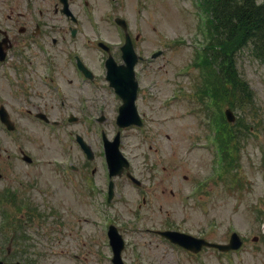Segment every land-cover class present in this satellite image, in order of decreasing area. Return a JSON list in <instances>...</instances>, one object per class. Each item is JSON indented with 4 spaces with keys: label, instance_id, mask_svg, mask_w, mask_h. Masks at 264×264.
Here are the masks:
<instances>
[{
    "label": "rangeland",
    "instance_id": "obj_1",
    "mask_svg": "<svg viewBox=\"0 0 264 264\" xmlns=\"http://www.w3.org/2000/svg\"><path fill=\"white\" fill-rule=\"evenodd\" d=\"M52 1L34 0L29 6L26 0H0V28L7 29L15 50L20 47L17 42L35 29V10ZM91 1L90 13L97 17L101 31L85 26L80 33L84 38L70 48L48 46L53 53L69 49L81 53L97 70L102 52L96 42L119 43L114 17L121 16L133 38L139 35L134 43L137 54L147 59L151 51L163 50L158 58H150V63L143 60L136 67L140 82L136 103L144 116L143 126L122 128L120 135V149L131 169L148 163L152 184L141 194L125 176L116 178L114 199L98 203L99 197L84 194L78 175L63 177L64 165L85 162L74 140L76 133L90 143L96 154L91 162L101 170L99 123L79 119L45 125L18 111L20 106L15 112L5 62L0 64V105H6L19 128L9 134L0 125V195L10 188L24 205L21 210L5 205L13 217L11 231L18 224V230L29 237L27 248L35 264H112L106 226L111 222L126 241L121 253L126 264H264V62L250 47L237 52V70L251 92L242 106L236 99L224 100L237 116L229 147L235 162L220 179L211 134L213 118L217 120L220 112L208 100L206 108L203 90L197 87L202 83L200 71L192 64L199 41L208 35L200 30L205 18L198 5L201 0ZM51 15H42L44 25L52 23ZM114 54L120 59V47H115ZM118 102L111 97L104 111L107 120L101 126L109 138L119 127L115 123ZM50 104L55 109L45 111L49 118L63 116L56 101ZM242 114L244 121L238 117ZM22 151L31 155L32 162L23 160ZM168 227L223 243L237 230L243 246L226 253L204 248L193 255L154 232ZM5 232L0 227V242ZM2 250L6 252L7 247L0 244V258L7 264Z\"/></svg>",
    "mask_w": 264,
    "mask_h": 264
},
{
    "label": "flooded vegetation",
    "instance_id": "obj_2",
    "mask_svg": "<svg viewBox=\"0 0 264 264\" xmlns=\"http://www.w3.org/2000/svg\"><path fill=\"white\" fill-rule=\"evenodd\" d=\"M76 2L78 0H67L66 5L63 0H53L49 6L37 8L34 13L36 15L35 29L30 32L27 39L17 42L20 45L17 50L14 49L13 41L10 39V48L3 62L9 63V86L15 110L20 106L34 118L39 111L42 112L40 114H45L49 118L45 111L55 109L50 104L51 100H54L62 110L63 116L66 114L67 119L69 116H75L84 108L86 113L91 114L100 109L101 115L105 116L103 111L106 110L110 98L120 99L107 80L105 62L108 55L111 54L117 62H121L118 55L114 54L113 47L108 46V51L99 46L100 40L96 42L102 52L96 70L83 54L72 52L69 49V52L64 54L59 52L61 56L59 53H53L48 46L49 43L55 47L58 44H67L70 48L84 38L80 33L85 26L91 31V19L88 18L86 9L94 3L91 0L90 2L79 0L78 5ZM46 12L47 14L52 13L49 16L52 21L50 25L47 23L44 25L43 22L42 15ZM22 27L25 31V25ZM22 49H27L29 54H24L25 51ZM100 106H105V108H98ZM55 118L56 124L59 125L58 117ZM99 118L100 116L96 117L97 120ZM105 120H107L106 116ZM147 164L142 169H139L137 165L132 169L130 166V171L137 180L130 179L129 181L141 194H145L146 187L152 184V180L149 179L152 168ZM70 168V171L62 170V176H70L72 173L78 175L86 196L93 197L107 193L108 187L104 181L109 179V175L106 171H99L96 165L89 166L88 164L75 165ZM98 182L103 183L98 185ZM114 183L115 192L118 185L116 179Z\"/></svg>",
    "mask_w": 264,
    "mask_h": 264
},
{
    "label": "trees",
    "instance_id": "obj_3",
    "mask_svg": "<svg viewBox=\"0 0 264 264\" xmlns=\"http://www.w3.org/2000/svg\"><path fill=\"white\" fill-rule=\"evenodd\" d=\"M205 9L213 38L206 47L210 57L204 61L213 77L210 88L216 99H236L242 106L249 101L251 91L237 70L236 54L250 45L254 56L264 61V0H205ZM233 132L232 126L222 132L227 143Z\"/></svg>",
    "mask_w": 264,
    "mask_h": 264
},
{
    "label": "water",
    "instance_id": "obj_4",
    "mask_svg": "<svg viewBox=\"0 0 264 264\" xmlns=\"http://www.w3.org/2000/svg\"><path fill=\"white\" fill-rule=\"evenodd\" d=\"M124 23V22H123ZM125 24V23H124ZM126 25V24H125ZM129 37V35H128ZM130 38V37H129ZM123 55L124 58L127 60V66L122 67L123 76H116L112 73V81L115 85L116 89L122 94L124 100L123 105L120 107V113L118 114L117 123L120 126H127L131 123L141 124L140 116L137 114L136 104L134 103L136 99V88H137V81L135 80V72L133 66L137 62L138 58H136L134 49L132 47V43L130 39H127L126 44L123 46ZM114 63H111L113 66ZM113 71V70H112ZM124 82H122V81ZM129 89V91H128ZM128 91V92H127ZM226 114L229 120L234 118L232 111L229 109L226 111ZM5 120H7L8 125L12 128L11 123L7 119V115L5 114ZM119 134L115 137V142H109L107 149H108V161H110V166L114 173L119 172L124 165L128 166V162L121 153L119 147ZM26 160H31L30 157H25ZM111 237L113 240V249L115 251V256L113 261L117 262V264H124L121 260V250L124 247V239H122L121 235L118 233L116 228H111ZM162 235L165 237L170 238L172 241L178 243L179 245H183L185 248L194 251H200L203 245H207L210 247H218L221 250H229V249H237L240 247L241 239L238 234H232L229 243L221 244V243H212L204 238H197L195 236H190L183 232L177 231H163L161 232ZM0 264L3 262L0 260Z\"/></svg>",
    "mask_w": 264,
    "mask_h": 264
}]
</instances>
